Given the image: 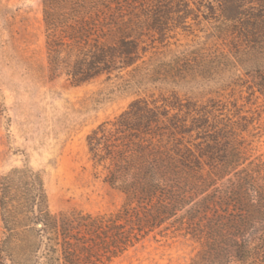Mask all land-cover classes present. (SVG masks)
<instances>
[{
    "label": "trees",
    "instance_id": "trees-1",
    "mask_svg": "<svg viewBox=\"0 0 264 264\" xmlns=\"http://www.w3.org/2000/svg\"><path fill=\"white\" fill-rule=\"evenodd\" d=\"M212 1L219 31L231 50L248 52L264 97V0ZM42 4L50 75L77 85L135 69L190 11L188 0ZM214 106L175 93L139 97L92 130L91 158L125 195L114 211L53 212L40 171L24 164L0 174V264H112L175 233L201 247L186 264H264V155L254 154L245 117L225 119Z\"/></svg>",
    "mask_w": 264,
    "mask_h": 264
},
{
    "label": "rangeland",
    "instance_id": "rangeland-1",
    "mask_svg": "<svg viewBox=\"0 0 264 264\" xmlns=\"http://www.w3.org/2000/svg\"><path fill=\"white\" fill-rule=\"evenodd\" d=\"M188 1V16L138 67L77 85L50 75L42 0H0V174L24 164L40 171L53 212L114 211L125 195L105 181L87 136L135 99L172 93L198 107L214 104L225 119L245 117L254 154L264 155V97L251 57L229 48L210 13L215 2ZM200 248L181 233L149 237L112 264H186Z\"/></svg>",
    "mask_w": 264,
    "mask_h": 264
}]
</instances>
